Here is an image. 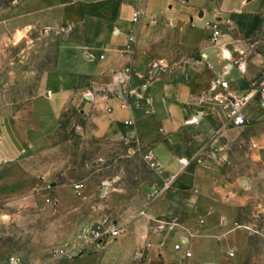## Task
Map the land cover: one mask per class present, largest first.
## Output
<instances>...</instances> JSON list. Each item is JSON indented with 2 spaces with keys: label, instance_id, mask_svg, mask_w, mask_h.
Wrapping results in <instances>:
<instances>
[{
  "label": "crops",
  "instance_id": "obj_1",
  "mask_svg": "<svg viewBox=\"0 0 264 264\" xmlns=\"http://www.w3.org/2000/svg\"><path fill=\"white\" fill-rule=\"evenodd\" d=\"M100 1L107 7L82 19L81 40L61 43L37 93L0 119V217L4 206H19V191L32 190L34 179L19 180L20 169L50 149L73 106L97 139L155 155L160 175L150 169L139 186L146 205L136 221L155 233L151 247L182 244L202 264L231 248L248 252L264 215V0L92 4ZM119 77L126 80L116 86ZM221 79L227 91L215 88ZM227 95L251 97L244 127L220 103Z\"/></svg>",
  "mask_w": 264,
  "mask_h": 264
},
{
  "label": "rangeland",
  "instance_id": "obj_2",
  "mask_svg": "<svg viewBox=\"0 0 264 264\" xmlns=\"http://www.w3.org/2000/svg\"><path fill=\"white\" fill-rule=\"evenodd\" d=\"M92 1L0 0V119L10 120L11 110L37 93L40 76L55 68L64 40H81L82 19L107 7ZM28 163L19 180L34 179L32 190L16 194L18 207L2 209L0 264H202L187 258L190 251L183 246L176 251L178 244L167 252L150 246L155 233L150 229L148 235L136 222L146 205L138 188L152 175L144 153L94 137L77 108L68 107L50 149ZM259 215L261 234L248 252L231 248L226 257L203 264H264ZM105 218L124 225L121 237L86 244L85 230Z\"/></svg>",
  "mask_w": 264,
  "mask_h": 264
},
{
  "label": "built area",
  "instance_id": "obj_3",
  "mask_svg": "<svg viewBox=\"0 0 264 264\" xmlns=\"http://www.w3.org/2000/svg\"><path fill=\"white\" fill-rule=\"evenodd\" d=\"M140 13H135L133 17L134 23H138L140 20ZM222 33L219 30L214 31L213 34V42L216 44L219 41V38L221 37ZM125 78L124 77H119L116 81V86L121 85L125 83ZM230 87V84L223 79L219 80L216 82L215 88L218 89L220 88L223 91H227ZM258 93L261 96H264V64L261 66V78L259 79V89ZM222 105H225L226 108L232 109L231 111V118L233 119V125L235 127H244L247 124V119L245 115V109L249 105L251 101V97L245 96L241 98H232L230 96L226 97H221L220 100ZM130 124V123H127ZM144 161L147 163L149 168L153 170L156 175H160V165L158 161L156 160L155 155L153 154L152 151H147L144 153ZM184 164H187L188 161L184 160ZM176 177H172L170 180L166 181L164 184V190L168 188V186L174 181ZM76 190L78 191L79 189L82 188L81 185H77ZM162 190H157L156 195L161 193ZM124 232V225L121 224L119 221H114L108 218L102 219L101 222H99L97 225L89 227L88 229L85 230L84 235H83V240L86 244L88 245H93V246H100L103 245L106 241L110 239H118L121 237V235ZM182 244H178L176 246V251H181L182 250ZM231 256L234 257L235 254L231 253ZM187 258L192 257V253L188 252L186 254ZM13 262H16L15 259H12Z\"/></svg>",
  "mask_w": 264,
  "mask_h": 264
},
{
  "label": "water",
  "instance_id": "obj_4",
  "mask_svg": "<svg viewBox=\"0 0 264 264\" xmlns=\"http://www.w3.org/2000/svg\"><path fill=\"white\" fill-rule=\"evenodd\" d=\"M260 156H261L262 161L264 162V150L260 152ZM105 185H107V183Z\"/></svg>",
  "mask_w": 264,
  "mask_h": 264
}]
</instances>
